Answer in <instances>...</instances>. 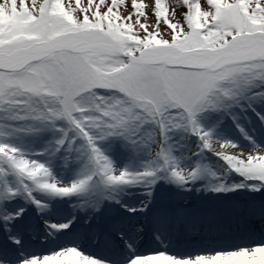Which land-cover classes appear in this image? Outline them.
<instances>
[{
  "label": "snow or ice",
  "instance_id": "6c2138e0",
  "mask_svg": "<svg viewBox=\"0 0 264 264\" xmlns=\"http://www.w3.org/2000/svg\"><path fill=\"white\" fill-rule=\"evenodd\" d=\"M121 2L0 0V264H99L76 247L21 258L24 209H6L21 199L43 210L32 196L34 190L83 197L77 207L90 208L87 215L92 217L104 200L121 204L123 188L145 189L141 207L125 208L136 214L132 222L96 216L97 238L120 234L133 253L125 240L129 233L186 228L182 214L149 207L158 181L187 190L204 172L215 177L199 162L180 166L173 156L177 137H196L201 154L211 152L227 165L226 172L258 181L250 190L264 188V147L238 124L251 151L242 152L214 136L223 120L239 119L233 109L243 110L249 86L264 84V0H175L184 9L179 20L170 0H154L147 8L132 0L134 20L116 10ZM149 11L153 26L140 19H148ZM161 25L166 34H161ZM105 90L107 98L101 94ZM255 99L264 102V92ZM259 119L264 123V116ZM44 132L51 138L32 155L51 159L63 152L67 166L70 155L77 153L83 173L70 185L56 181L49 166L13 142ZM110 138L133 152L145 150L149 159L143 170L117 171L98 146ZM245 186L217 180L205 190L230 192ZM49 227L60 231L69 225ZM261 256L264 245L195 256L155 251L134 254L126 264H264Z\"/></svg>",
  "mask_w": 264,
  "mask_h": 264
},
{
  "label": "rangeland",
  "instance_id": "374dc122",
  "mask_svg": "<svg viewBox=\"0 0 264 264\" xmlns=\"http://www.w3.org/2000/svg\"><path fill=\"white\" fill-rule=\"evenodd\" d=\"M83 2V0H82ZM141 0H137V3H141ZM165 3H168L169 0H164ZM170 3H172V6L176 8L177 11V19H182V15H180V13H182L184 11V9L182 7H180L178 4H176L175 0H170ZM131 4H132V0H122V2L120 3V5L118 6V8L116 9L121 15H131L132 19H136V14L134 12H132L131 9ZM144 5L147 6H151L154 4V0H147L146 2L142 3ZM169 15H171V13H169ZM141 22L142 23H146L150 26H153L155 24V17L152 15L151 11L148 12V19H145L144 17H140ZM161 31H165L163 25H161ZM166 34V33H165ZM253 88V92L250 94L249 92H247V96L249 97V100L245 103L244 101H242V106L244 104H250L253 105H259L261 103H264L258 99H255V97L257 96L258 93H262L264 92V84H261L259 81L254 82L252 85ZM249 93V94H248ZM102 95H104L106 98L109 96V93L105 90L101 93ZM118 98V97H117ZM233 111L235 112V114L238 117H244L247 116L246 113L241 112V109L236 108L233 109ZM241 112V113H240ZM240 113V115H238ZM240 118L237 120L239 121ZM236 121V122H237ZM2 122V121H0ZM202 124L207 128L209 125L204 122L203 120L201 121ZM59 126V125H58ZM235 127L237 128V125L235 123H233V121L228 118L223 120L220 125L218 127H216L214 129V136L216 134H227V133H232L233 136H235L236 132H235ZM44 134L48 135L50 133L48 132H44ZM71 135V134H70ZM40 135L38 136H24L22 142L20 140H13L14 143L17 144V146L21 147V150L27 152V153H33V152H41L43 150V146H37L38 142L37 139H39ZM80 141L77 140V144H79ZM98 146L100 147V149L102 151H104L105 155H107L109 157V159L112 160L113 164L115 162L118 161L117 164H120L117 171L119 170H124L127 169L129 171H137V170H143L145 164L148 162V155L146 153L145 150L142 149H137L136 150V154H134V152L132 151V149L130 148H126L123 146V142L119 139H115V138H110L107 141L104 142H100L98 144ZM152 149L155 150L156 149V145L153 144L152 145ZM113 150V152H112ZM195 151L192 153H196V155L192 156V153L189 154V152L191 151ZM180 151V153H179ZM248 151H251L248 149ZM188 152V154H187ZM66 155L65 153L61 152L58 153L57 156L55 158H51L49 159V157L47 155L44 156H36L34 157V159H38L40 160V162L45 163L46 166L50 167V171L52 172V176L55 179L56 174L60 175L63 178H71L74 175L77 174H82L83 173V168H82V163L78 160H76V156L77 153L73 152L70 155V162L67 164V166H65L64 160H63V156ZM173 156L180 162V166L185 167L184 163L185 162H189L190 161V165L188 167L191 166H195V164L197 162L201 163L206 161V165H207V169L210 172L215 173V175L220 176V181L225 183L226 185H239L242 182L246 185L247 181H244V178L239 176L238 174L234 173V172H226L225 170L227 169V165L220 160L218 157L214 156L211 152H204L201 154L199 147L197 145V139L196 137L193 138L191 136L187 137V138H181V137H177L174 142H173ZM208 174V172H206ZM209 176V175H208ZM9 182L14 183L15 182V178L9 176L8 177ZM25 183H27L25 181ZM198 183L200 182H196V184H192L194 185L193 187H195L196 185H199ZM254 185H257L259 182L256 181H252L250 182ZM202 186V185H201ZM247 186V185H246ZM187 187V186H186ZM204 186L200 187V189H202ZM262 190H264V188H260ZM134 190H140L142 193H145V189L140 188V187H125L123 188V193L125 192H132ZM34 192V193H33ZM32 193L33 194H37L38 197V201L39 204L44 207H46V205H48L47 208L51 207L50 203L47 202H43V201H47V199L50 198H54V196H51L50 194L44 193L42 191L39 190H34ZM155 193V191L153 190V194ZM71 200V202L62 199H59L60 203H68V205L66 207H61L58 206V209L60 211H68L69 213L73 214L72 218H76L79 219V213L80 212V208L77 207V205L81 204L84 202L83 197H78V196H71L69 197ZM12 202H16L18 203L19 207L16 209L18 210L19 208H23L24 211H27L26 206L27 203L29 204V201L27 200H21V199H17L14 200ZM89 204H92L91 202H88ZM46 204V205H45ZM51 209V208H50ZM16 210H14L12 213H14ZM91 209H86L83 217H87L88 221H87V225L84 227H90V221L92 220L87 213L90 212ZM7 211V209H6ZM25 214V213H24ZM134 216H136V214H133ZM131 217H134V216ZM33 219V218H32ZM117 219V217H115V220ZM77 221V220H76ZM64 222V221H62ZM86 229V228H85ZM49 233V231H47ZM39 239L35 240V243H38ZM236 245V244H234Z\"/></svg>",
  "mask_w": 264,
  "mask_h": 264
},
{
  "label": "bare ground",
  "instance_id": "6f19581e",
  "mask_svg": "<svg viewBox=\"0 0 264 264\" xmlns=\"http://www.w3.org/2000/svg\"><path fill=\"white\" fill-rule=\"evenodd\" d=\"M245 109L246 110H248L249 112H250V110H249V108L248 107H245ZM260 110V109H259ZM260 111H262V110H260ZM253 121L256 123V124H258L259 122H258V119L256 118V117H253ZM215 138L216 139H219V140H221V142H224V141H230L231 143H234V144H236L237 146H238V148H239V150L240 151H242V152H247L248 151V148H252V145H250V144H247V143H243V144H240V142H238V141H236V140H234V138H231L230 137V135H224V134H216L215 135ZM259 146H261V147H264V143H262L261 145H259ZM116 167V166H115ZM116 168H118V167H116ZM63 182L65 181V182H67L68 180H64V179H61ZM216 200H217V202L218 203H224V202H227V201H229V200H226L225 199V197H220V198H216ZM121 201V204H119V205H128V204H130V205H134V204H136L137 202H139L138 201V199H130V200H124V199H121L120 200ZM14 207H16V205L14 204V203H11L9 206H8V209H11V208H14ZM40 218H42L43 220H45L47 217L45 216V215H40V217H39V219ZM50 218H53L52 216L50 217ZM48 219V220H52V219ZM51 222V221H50ZM37 223L38 224H40V221H37ZM131 239H133L134 240V238L132 237V236H129ZM136 241V240H135ZM115 243H113L112 245H114ZM53 245H55V244H53ZM57 246V245H56ZM255 246H258V245H255ZM255 246H244V247H240V248H245V247H255ZM58 248V250L60 249V248H62V247H76V248H78L79 250H81L82 252H84L86 255H90V256H92L93 258H95L98 262H99V264H115V263H113V262H110V261H108L107 259H105V258H102V256L103 255H101V254H97L96 252H94L93 250H91V249H89L86 245H85V243L82 241V239H78V237H74V238H68L67 240H66V242H63V243H61V244H59L58 246H57ZM240 248H237V249H235V250H239ZM42 250L43 251H41V252H39L37 255H40V253H44V254H49L50 252H52L53 250H51V248H46L45 250H44V248H42ZM140 249H138V250H135V253H133V254H129L130 256H129V259H131V257H132V255H134V254H137V252L139 251ZM235 250H230V251H235ZM163 251H164V249H163ZM165 251H167V250H165ZM216 252H221V251H207V252H203V253H199V254H188L187 256H195V255H200V254H214V253H216ZM179 256V255H178ZM28 256H26V257H24V258H27ZM106 258H107V256H106ZM128 259V260H129ZM261 260L262 261H264V256H261ZM127 262V261H126ZM126 262L124 263V264H126Z\"/></svg>",
  "mask_w": 264,
  "mask_h": 264
}]
</instances>
